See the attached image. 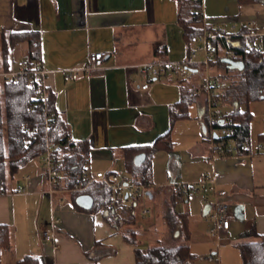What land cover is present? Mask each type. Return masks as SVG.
<instances>
[{
  "label": "crops",
  "instance_id": "obj_1",
  "mask_svg": "<svg viewBox=\"0 0 264 264\" xmlns=\"http://www.w3.org/2000/svg\"><path fill=\"white\" fill-rule=\"evenodd\" d=\"M200 4L201 18L207 25L222 27L229 33L246 32L250 30L248 23L253 21L255 30L264 33L262 2L201 0ZM176 12L172 0H0V63L3 33L6 36L10 32H38L40 59L49 70V93L67 126L68 136L77 142H88L90 163L97 161L95 166L108 167L104 172L119 173L116 170L124 169L123 147L144 148L165 133L170 125V107L182 95L190 94L195 84L187 88L186 79L201 66L191 68L184 84L183 79L166 75L151 78L146 91L139 88L143 80L138 77L137 65L158 58H185L182 44H177L176 49L171 46L175 39L171 33L176 34ZM180 37L184 42L182 30ZM89 51L105 53L103 73L81 70ZM27 53L25 41L9 48L8 66L29 57ZM201 68L199 80L205 73L218 72L211 66L207 70ZM192 97L191 102L198 107L197 117L189 113V117L176 120L170 132L171 135L175 127H181L183 136H188L186 141L179 150L172 147L152 154L150 171L145 174L147 181L138 182L146 183L149 190L139 197L157 198L162 219L164 204L171 200L174 188L197 182L205 175L214 179L230 203V224L227 230L215 235V245L208 242L207 250L195 255L190 264H241L236 242L264 240V152L218 155L211 139L204 138L208 131L204 125L208 120L203 112L204 96ZM226 105L234 108L238 103ZM191 119L200 124V137L193 127L184 128L188 123L185 121ZM171 140L177 144L172 135ZM160 151L167 155L166 181L152 172L154 157ZM40 161L41 156L20 166L8 177L5 192L0 194V224L10 229V249L5 252L10 256L7 260L3 253L0 264H15L28 254L36 256L39 264H135V248L149 245H141L139 237L135 243L126 240L121 233L123 226L112 225L101 207L94 213L79 210L71 187L62 185L47 193ZM85 167L101 170L91 169L88 163ZM127 177L132 178L130 174ZM132 182L137 181L132 178ZM19 187L22 190L18 191ZM180 200L189 204L188 209L185 204L188 212L195 210L208 222V227L213 225L205 216L208 207L201 193L183 195ZM135 202L136 205L121 211H134V218L143 229L149 227L144 224L147 219L155 227V217H144L149 214L142 212L146 206L137 213L139 200ZM52 218L58 219L53 225ZM128 225L134 230L133 224ZM252 228L256 235L247 234ZM43 229L51 230V239L41 235ZM166 229L162 233L164 239L169 233ZM176 234L168 244L180 241ZM189 240L190 237L186 243L190 247ZM91 255H97V259Z\"/></svg>",
  "mask_w": 264,
  "mask_h": 264
},
{
  "label": "trees",
  "instance_id": "obj_2",
  "mask_svg": "<svg viewBox=\"0 0 264 264\" xmlns=\"http://www.w3.org/2000/svg\"><path fill=\"white\" fill-rule=\"evenodd\" d=\"M176 2L177 23L182 30V38L187 45V53L192 46L197 44L199 37L205 31L215 30L212 25L203 22L201 12V0H174ZM239 3L262 2L264 0H238ZM186 7V10L184 9ZM256 41V37H251ZM25 41L28 47L30 59H39V35L36 31L10 32L5 36H1V53L2 68H8L6 62V53L9 48H13L20 42ZM210 45L217 49V53L211 58L210 66L218 70V74L227 78V85L224 91L219 94V105L223 106L236 102L242 104L245 102L264 97V51H249L240 48L233 40L227 38L210 40ZM224 47L232 48L241 52V62L243 68L237 70L235 77H229V68L222 61V49ZM25 77H20L17 81H8L0 83V194L5 192L6 183L9 176L17 172L20 166H23L32 158L40 157L46 150V136L49 141L55 144V161L57 168L61 173L62 185L73 187L79 182V177L86 162L89 158V145L85 141H74L70 138L67 126L64 120L59 117L55 107L53 95L49 93L48 104L46 109L55 112L54 118L50 121V126L45 128V108L37 102L33 88L28 85ZM183 82V81H182ZM191 94L182 95L181 98L170 107L169 129L156 137L150 145L144 146H125L123 147V167L124 171L130 174L134 181H147L146 173L150 171V160L152 154L158 150L169 151L172 149L173 142L171 140V129L176 120L189 117L187 107L192 101ZM220 118L209 122L206 120L208 133L205 139H210L209 129L227 127L231 135L227 137L234 143L240 153H245L242 149L243 144H251L249 142V128L252 114L248 108L240 109L232 107L231 110L223 112ZM223 120L221 123L220 121ZM23 123H27L34 128L33 138L29 136L23 129ZM257 142L264 143V131L258 134ZM144 153L143 162L139 165L134 163L135 156ZM181 186V185H180ZM178 186L171 196V200L166 201L162 210V219L165 227L173 236L176 234L180 242L172 245H149L143 249L135 248V264H190L195 259L194 253L191 252L189 244L186 243L190 237L187 228V214L176 209V203L183 196L181 187ZM74 192L76 197L79 194H89L93 203L90 208L75 206L79 210L96 212L101 206H106L111 198L110 188L100 182H94L86 186L80 192ZM125 208V207H123ZM122 209V208H121ZM127 209V208H126ZM123 209L122 215H126L127 210ZM121 215V212H118ZM129 219L135 217L129 211ZM105 218L116 227L118 225V215L115 213L105 214ZM129 223V222H127ZM127 232L121 231L124 238L131 243L137 241L135 229H127ZM248 235H256L257 232L252 228ZM10 229L6 224H0V260L3 253L10 249ZM239 250L241 264H264V240H243L236 242ZM96 258L97 255H91ZM15 264H39L36 256L28 254L16 260Z\"/></svg>",
  "mask_w": 264,
  "mask_h": 264
},
{
  "label": "built area",
  "instance_id": "obj_3",
  "mask_svg": "<svg viewBox=\"0 0 264 264\" xmlns=\"http://www.w3.org/2000/svg\"><path fill=\"white\" fill-rule=\"evenodd\" d=\"M250 30L246 32H232L229 33L224 28L216 26L215 30L205 31L204 34L199 37L197 44L192 47L187 56L181 60H167V59H154L150 62L137 65L138 77L143 81L140 83V91H146L149 87L148 81L151 78H157L161 76H176L184 79L188 72L195 66L204 67L205 70L210 68V60L217 53V49L210 45V40L227 38L233 40L235 45L240 48H244L246 51H257L259 53L264 51V33H260L256 28V24L253 21L248 23ZM251 37H256L255 40H251ZM105 53L102 51H89L87 55V63L81 68L87 73H103L104 64L103 58ZM223 58H228L233 61H241V52L235 51L232 48L224 47L221 52ZM74 70V69H72ZM72 70H68L71 72ZM206 76L196 82L190 88V94L194 97L202 95L204 96L203 112L204 116L208 118L209 122L220 118L222 114V106L219 105V94L224 91L227 85V80L221 77L218 72L205 73ZM25 77L28 81V85L33 88L35 92V98L45 108V128L46 130L50 126V120L54 118L55 112L46 109L48 104L49 88L47 79L49 76V70L46 69L41 59L20 58L12 63H9L8 68H0V83L8 81H17L20 77ZM23 129L29 136L33 138L34 128L33 126L23 123ZM211 144L218 155L230 156L233 154H242L239 152L238 147L230 141L232 136L230 129L227 127H219L209 129ZM208 133V131L206 132ZM216 133L214 137L213 134ZM55 144L49 141L46 136V150L41 156L40 167L44 176V180L48 185L49 191L62 187V180L60 178L61 173L57 168V162L55 161V152L53 151ZM242 149L246 150V154L251 152H264V143L257 142L255 144H243ZM100 181L106 184L111 190V198L106 206H101L100 210L104 214L117 213L123 207L128 205H136L139 196L145 195L147 189L146 183L129 182V179L125 175H121L115 172H103L101 170L90 171L88 168L82 170L79 182L73 187L72 191L80 192L91 183ZM216 181L207 177L206 175L197 182L181 184V191L183 195H187L192 192H199L203 195L204 201L208 205V211L206 217L212 220L213 225L209 227V233L211 235H217L223 230H227L230 224L229 215L231 212V206L228 202L226 193L220 190L216 186ZM18 191L22 188H17ZM143 213L149 212V208H142ZM57 218L51 219V224L57 222ZM41 235L45 239L52 238V232L48 229H43Z\"/></svg>",
  "mask_w": 264,
  "mask_h": 264
},
{
  "label": "rangeland",
  "instance_id": "obj_4",
  "mask_svg": "<svg viewBox=\"0 0 264 264\" xmlns=\"http://www.w3.org/2000/svg\"><path fill=\"white\" fill-rule=\"evenodd\" d=\"M173 2H175L174 0H172ZM176 4V2H175ZM184 9L186 10V7H184ZM177 10V9H176ZM174 29L176 30V34L175 33H171L172 35V39H174V43L172 46V49H176L177 48V44H182V53L185 54V57L187 56V49L186 46L184 44V42L182 41L181 37H180V33H181V28L179 27V25L177 23H175L174 25ZM178 34V35H177ZM173 41V40H172ZM194 47V46H192ZM178 57V56H176ZM196 72H194L193 74L190 73L191 75L189 77H185L186 80H188L186 82V86L187 88H190L192 83H196L198 82L200 76L202 75L201 73H203V70L201 67L196 68ZM238 69L235 68H231L229 69V77H235V74H237ZM189 75V74H188ZM173 78H177L179 79V77L173 76ZM183 79V84L185 83ZM225 79V78H224ZM227 79V78H226ZM228 80V79H227ZM193 86V85H192ZM191 86V87H192ZM238 107L240 109H244L248 108V110L251 112L252 114V119L250 121V127L249 128V142L253 145L255 143H257V137L258 134L264 131V97L263 98H259V99H255L252 101H249L247 103V105L244 103L239 104ZM197 105L193 102H191L190 105H188V114L190 113V115H195V117H197ZM232 109L231 105H223L222 106V110L223 112H227L229 110ZM185 122H188L186 127H193L192 129H194L197 134L199 135V137L201 136V130H200V124L198 123L197 120L191 119V120H187ZM177 122L174 124L176 125ZM173 125V126H174ZM183 128V129H184ZM192 131V130H191ZM172 136L175 137L177 144H173V150H179L181 145H183V143L186 141L187 139V135L186 137L183 136V130L181 127H175L172 134ZM173 142V141H172ZM176 150H175V149ZM167 159V155L166 153H163L162 151H160V153H158L157 155H155L154 157V165L152 164V172H154V174L156 175V177L161 178L166 181V179L168 178V172L166 170V160ZM97 161H94V163H96ZM86 163H88L89 165H91V169H97L100 168L101 171L103 170V172L105 170H107L108 167L104 166H95L94 163H90L89 161H87ZM98 164V163H96ZM121 175H129L128 173H126L124 171V169L121 167L119 168V170H116ZM190 174H192L190 172ZM129 178V182L132 183V178ZM193 182H196L195 180H193ZM190 194V193H189ZM193 194H200L199 192H192ZM184 199V198H183ZM185 204L184 201L179 200L176 203V209L180 212H185L187 214V228L190 234V250L192 253H194V255H202L204 251H206L207 246H208V242H211L215 245L216 241H217V237L215 235H210L209 233V227H208V222L202 217V215L200 214L199 217V213L195 214L196 211L195 210H190L189 212L185 209ZM160 202H158V199L156 198H148V197H141L139 199L138 202V206L136 207V212H140V209L142 206H146L147 208H149V214L144 216L146 218H151L155 217V227H152L153 222H149L148 219L144 222V224H148V228L143 229L141 226L139 227L138 225H140V222L137 221V219H135L134 217H132V220L129 219V215L130 213L126 212V215H122L123 210L119 211L121 212V215L117 212L115 214L118 215V225H122L123 226V232H127L128 230V223L133 224L134 229L136 231V236L139 237L142 240V244L141 245H155V244H161L163 245L164 243L167 245H171L168 243H172L171 239H172V234L169 232L167 234L166 239H164L162 237V235L164 234L163 232L165 231V226L162 222L161 219V215H160ZM188 205L186 204V208L188 209ZM125 210V209H124ZM184 210V211H183ZM133 213H135L134 211H132ZM134 215V214H132ZM138 218V217H137ZM207 219V218H206ZM208 227L207 231L205 230ZM132 229V228H131ZM155 231V233H154ZM163 233V234H162ZM203 233V234H202ZM219 234H221V232H219ZM218 236V234H217ZM143 237V238H141ZM180 242V241H179ZM146 243V244H143ZM210 252V251H209ZM206 254H209L208 252H205ZM9 253H5L4 254V258H7V260L9 259ZM4 260V259H3Z\"/></svg>",
  "mask_w": 264,
  "mask_h": 264
},
{
  "label": "water",
  "instance_id": "obj_5",
  "mask_svg": "<svg viewBox=\"0 0 264 264\" xmlns=\"http://www.w3.org/2000/svg\"><path fill=\"white\" fill-rule=\"evenodd\" d=\"M222 61L225 62L229 68H235L238 70L243 68V63L241 61H233V60H230L228 58H223ZM220 122L222 123L223 120H221ZM213 136L215 137L216 133H214ZM144 157H145V155L143 153L137 154L135 156L134 163L136 165H139L140 163L143 162L142 160H144ZM75 201H76V204H78V206H81L84 208H90L92 206V203H93V199L89 194H79L76 196ZM207 207H208V205H207Z\"/></svg>",
  "mask_w": 264,
  "mask_h": 264
}]
</instances>
